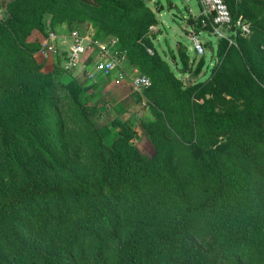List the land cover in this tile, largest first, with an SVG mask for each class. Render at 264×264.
<instances>
[{
  "label": "trees",
  "instance_id": "1",
  "mask_svg": "<svg viewBox=\"0 0 264 264\" xmlns=\"http://www.w3.org/2000/svg\"><path fill=\"white\" fill-rule=\"evenodd\" d=\"M47 1L49 7L56 2ZM101 2L110 16L131 10L120 0ZM225 2L232 27L224 33L239 28L241 8L238 0ZM144 5L139 1L134 9ZM202 19H196V32L211 30ZM156 23L153 18L135 30V39L152 50L156 34L150 36L149 29ZM19 24L17 18L0 19L5 61L0 76V264H264V186L228 181L224 140L261 119L262 108L245 98L243 89L251 79L264 88V77L252 67L244 81L223 75L227 37L220 38L206 79H201L202 59L193 82L186 84L173 72L163 77L190 109L186 125L192 137L181 133L179 140L192 153L202 190L193 204L183 199L186 189L168 167L164 150L143 154L121 130L111 143L104 140L82 99V80L64 83L66 69L57 55L54 69L45 71L44 62L35 58L39 44L25 41ZM61 99L82 120L76 129L67 128ZM199 122L209 128L207 144L198 140ZM85 138L96 142L100 170L94 177L83 176L73 160L87 148ZM58 174L67 176L65 183L55 178ZM200 216L202 229L195 222ZM120 231L111 256L105 257L104 243Z\"/></svg>",
  "mask_w": 264,
  "mask_h": 264
},
{
  "label": "rangeland",
  "instance_id": "2",
  "mask_svg": "<svg viewBox=\"0 0 264 264\" xmlns=\"http://www.w3.org/2000/svg\"><path fill=\"white\" fill-rule=\"evenodd\" d=\"M120 1L131 10L124 15L116 13L110 16L105 10L106 4L101 0H56L55 5L50 7L47 0H0V19L20 20L18 34L24 36L27 42L39 44L35 58L38 62H44L45 71L53 70L57 61L53 57L43 58L40 54L49 32L56 34L58 49L55 55L59 64L65 63L75 34L84 42L117 39V43L110 48V54L129 75L149 76L152 86L138 92L132 89L128 78L120 84L114 83L113 76H105L94 69L97 54L92 48L87 50L76 67L64 70L61 80L64 83L74 77L82 80V99L107 143H111L113 134L121 130L143 154L152 156L164 150L168 167L180 186L186 189L182 194L183 199L197 203L202 197V190L193 168L192 153L179 140L181 133L188 139L192 137V130L186 125L190 109L177 98L163 77L173 72L184 83L193 82L197 65L202 59L204 66L200 68V74L201 79H206L211 74L218 42L222 37L204 28L199 35L203 52L198 53L194 49L189 36L195 31L197 16L191 6L199 11L201 5L198 0ZM139 1L145 2L144 7L134 9ZM238 2L241 7L237 21L239 28L226 30L224 34L229 39V48L222 62V73L227 79L244 81L252 67L264 77V0ZM153 18L157 23L150 27L149 34H156L151 37L156 50L146 47L141 39H135L137 25ZM186 22L191 29L185 27ZM144 52L146 57H143ZM182 67L187 70L186 73L180 71ZM4 69L5 61L0 57V76L5 73ZM88 72H92L91 77ZM243 96L262 108L263 112L257 124L225 136L228 145L225 151L227 178L229 182L243 187L264 186V174L261 172L264 168V88L256 79H251L243 89ZM61 104L64 105L67 128L76 129L75 126L82 122L78 119V113L65 99H61ZM116 120L118 126L112 127V122ZM81 131L83 137L86 132ZM197 137L202 144L210 142L209 128L200 122ZM85 140L89 147L83 148L73 160L83 176L94 177L100 170L93 146L96 142L91 138ZM244 140L246 146L242 145ZM246 147L251 149L247 151ZM55 178L65 183L67 176L58 174ZM195 222L199 228L205 227L204 216ZM122 234L120 231L117 237L104 243L102 253L105 257L111 256ZM91 256L93 259L94 254Z\"/></svg>",
  "mask_w": 264,
  "mask_h": 264
},
{
  "label": "built area",
  "instance_id": "3",
  "mask_svg": "<svg viewBox=\"0 0 264 264\" xmlns=\"http://www.w3.org/2000/svg\"><path fill=\"white\" fill-rule=\"evenodd\" d=\"M201 5V15L203 26L209 25L215 35L224 36V29L232 27L231 11L225 0H199ZM193 47L198 53L203 52V44L197 32L193 31L190 34ZM117 43V39L109 41H89L84 42L78 34L72 36L68 55L63 68L70 70L76 67L83 59V56L89 49H93L97 54L94 69L105 76H113V81L116 84L122 83L128 78V83L135 91H142L150 87L151 79L145 75H129L123 68L120 67L118 60L110 54V48ZM56 34L49 32L48 37L43 42L40 54L43 58H51L57 54ZM88 76H92V72H88Z\"/></svg>",
  "mask_w": 264,
  "mask_h": 264
},
{
  "label": "crops",
  "instance_id": "4",
  "mask_svg": "<svg viewBox=\"0 0 264 264\" xmlns=\"http://www.w3.org/2000/svg\"><path fill=\"white\" fill-rule=\"evenodd\" d=\"M198 1H199V0H198ZM191 10H192V12L195 11V13H196L195 15H196L197 17L202 16V15H201V9H200V6H199V11H196L192 6H191ZM185 27L191 29V28H190V25H189L188 22L185 23ZM189 29H186V30L189 31ZM195 32H196V31H195ZM201 32H202L201 30H198V31H197L198 35L201 36ZM70 44H71V43H70Z\"/></svg>",
  "mask_w": 264,
  "mask_h": 264
}]
</instances>
